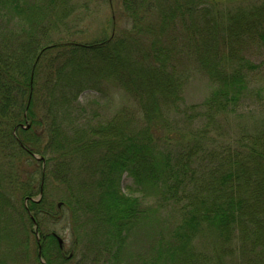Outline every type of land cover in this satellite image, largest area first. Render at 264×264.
Wrapping results in <instances>:
<instances>
[{
    "label": "trees",
    "instance_id": "obj_1",
    "mask_svg": "<svg viewBox=\"0 0 264 264\" xmlns=\"http://www.w3.org/2000/svg\"><path fill=\"white\" fill-rule=\"evenodd\" d=\"M132 1L137 7L145 2ZM208 1H211L212 9L205 6L201 10L202 0L178 3L177 7L185 8L191 15L199 12L203 21L194 30H201L206 33L203 36H213L223 43L190 48L192 53L202 55V69L216 80V87L204 101L205 107L198 109L197 106L192 111L186 110V106L181 108L184 93L182 79L173 70L176 69L175 64L169 66L168 57H162L155 51L152 63L149 68L147 66L152 78L147 76L141 82L142 92L138 93L136 88L128 85L130 90L126 88L128 100L131 92L141 108L135 110V115L128 117L126 123L118 128L119 133L113 135L107 134L104 127L100 129L101 126L95 127L93 124L76 129L75 126L59 125L56 115L52 113L55 111L53 97H47L43 92L48 93L49 88H54L57 83L50 77L55 70L47 65L46 54H54L49 63L61 58V53L69 54L59 72L63 73L69 69L70 62L73 63L79 57L78 66L102 52H106L104 55L108 58L119 56L120 50L110 46L114 38L112 42L110 36L92 44L57 42L51 40L50 33L43 31L46 26L42 29L39 24H34L38 15L33 11L26 27L21 28L12 22V13L22 16L29 8L31 10V7H27L28 1L0 0V203L2 199L6 204H11L8 198L10 193L29 202L19 210L15 208L13 211L8 207L7 220L4 208H0V231L13 238L20 236L19 228L14 231L11 228V224L17 221L13 216L14 212L18 214L16 211L28 215L33 225H38L33 211L49 214L48 205L52 204H44L45 195L40 200L33 198L34 183L38 184L40 193L47 179L64 183L74 181L76 175L70 170L74 155L99 140L112 144L111 147L107 146L101 157L98 184L103 188L102 194L114 201L111 203L114 209L118 207L117 202L129 203H121L122 209L110 215L113 230L117 229V232L114 231L116 245L113 246V256L124 251V245L135 228L146 224L151 214L164 211L165 218L162 221L167 233L160 232L157 235L156 246L152 247L151 264H227L225 259L230 249L226 243L236 229H240L245 239H253L252 250L247 247L249 252L244 251L249 264H264V125H239L237 133L233 135L218 125V115L227 114L230 107L237 105L247 94V73L238 66V53L233 55L235 46L232 42H242L246 34L264 38V1L250 0V3L253 2L250 8L240 5L234 12L224 14L230 22L226 25L230 31L220 30L218 18L223 15L217 9L220 0ZM124 4L130 12L129 18H133L135 25L140 26L144 19L139 20L141 12L136 11L137 7L132 10L134 4L130 0H125ZM203 23H211L215 27L205 29L202 28ZM246 23V31H243L245 28L239 29ZM127 30L132 34L131 28ZM216 33L222 35L214 36ZM118 39L121 38L115 37V43ZM123 40L121 42L125 44L127 38L123 37ZM121 51L126 53L125 46ZM222 57L230 59L238 67L231 66V71L226 70L224 63L220 62ZM131 79L132 82L139 80L136 76ZM65 102L69 106L67 97ZM59 106L62 107L61 104ZM41 107L47 110V116L43 115ZM205 109L207 111L204 112ZM51 113V125H43ZM173 115L172 124L167 125ZM203 118L207 120L204 124L200 122ZM134 121L137 123L133 124ZM108 124L109 129H117L115 125H122L117 121ZM130 125L140 126L135 130ZM37 128L42 129L37 131ZM214 130L218 132L214 134ZM100 132L104 139H98ZM161 144L168 147L163 148ZM51 146L58 156L54 154L47 159L46 155L50 154L47 149ZM29 160L46 161V164L40 168ZM22 161L30 165V172L27 173L32 183L29 181V185L26 184V178L20 176L23 173ZM2 163L7 166L1 167ZM7 167L10 168L9 173L5 170ZM126 171L134 178L142 193L151 192L153 195L151 212L140 205L133 206L138 200L122 192L120 181ZM238 188L242 189V194L247 191L248 195L241 198L239 194L236 197ZM71 193L77 204L75 209L81 208L80 202L84 199ZM220 237H224V240ZM36 242L38 264H60L58 256L53 255L51 259L47 257L52 250H57L59 254L62 250L53 233L41 235ZM40 248L41 257H47L48 263L40 259Z\"/></svg>",
    "mask_w": 264,
    "mask_h": 264
},
{
    "label": "rangeland",
    "instance_id": "obj_2",
    "mask_svg": "<svg viewBox=\"0 0 264 264\" xmlns=\"http://www.w3.org/2000/svg\"><path fill=\"white\" fill-rule=\"evenodd\" d=\"M24 1H28L27 7H31V10L29 8L22 16L9 12V14L12 13V22L19 24L21 28L29 25V19H31L29 16L33 11L38 15H36L37 22L34 24H39L42 29L46 26L43 31L50 33L48 35L52 38L51 40L62 43L92 44L112 36L110 42L113 41V38L114 42L110 46L118 48L121 52L114 59L108 58L107 55H104L106 52H102L78 66L79 57L73 63L70 62L69 69L64 70L63 73L59 72L69 54L61 53L62 57L56 58L52 63L49 61L54 58L52 57L53 52L46 54L47 65L52 66L55 70V73L50 77L57 83L54 88H49L48 93H43L47 97H53L52 105L55 111L52 113L54 116L56 115V122L59 125L75 126L76 129L93 124L95 127L101 126L100 129L103 127L107 129V134L119 133L118 128L122 127L124 122L126 123L128 117L135 115V110L141 108V104L136 103L137 99L131 92V98L128 100L126 90L129 89L128 86H131V88H136L138 93L142 92L141 82L145 81L151 73L148 68L152 63L155 51L162 57H168L169 66L175 64L176 69L173 70L177 71L182 79L184 93L181 99V108L186 106V110L190 109L191 111L197 106L198 109L204 108L205 99L216 87V80L211 79L210 75L202 69V55L198 56V53H192L190 48L223 45V43L222 40L217 41L213 36L209 38L203 36L206 33L201 30H194V27L203 21L199 12L191 15L185 8L177 9L178 3L186 4L190 0H145L140 7L130 0V3L134 4L132 10L137 7L136 11L141 12L139 20L144 18L140 23L141 27L135 25L133 18H129L130 12L125 7V0ZM207 1L205 4L202 0L201 10H204L205 6L212 9L211 1ZM256 1L262 3L264 0H254V2ZM252 4L253 2L250 3V0H220L217 7L223 14L218 18L221 25L220 30H229L226 25L230 22L224 14L234 12L240 5L250 8ZM165 18L167 19L165 20ZM212 18L211 13L210 19ZM245 25L243 24V27H239V29L245 28L243 31H246L247 23ZM214 27L215 25L211 23H203L202 26L205 29ZM15 28L20 29L16 26ZM130 28L132 34L127 30ZM220 30L219 33H221ZM218 35L222 34L216 33L214 36ZM115 37L121 39L115 43ZM123 37L127 38L125 44L121 42H124ZM44 38L46 39L45 34ZM232 43L235 46L233 55L236 56L238 53L236 59L238 66L247 73L248 91L237 105L230 107L227 114L218 115V125H221L222 129L227 130L230 135L237 133L239 125H264V38L259 35L251 37L246 34L242 42L235 40ZM46 44L49 45V42ZM124 46L125 54L121 51ZM112 54L115 55V52ZM220 62H223L226 70L229 71H231V66H237L230 59L223 57ZM221 63L220 67L223 72ZM69 71L74 73H69ZM135 76L139 79L138 82H132L131 78ZM65 97L69 99V106H66ZM58 104H61L63 108ZM42 109L43 115L47 116L45 114L47 110ZM52 113L43 125H51ZM173 117L174 115L169 119L167 125L172 124ZM116 121L122 125H115L117 129H109L108 122ZM200 122L204 124L207 120L203 118ZM132 123L136 124L137 122ZM130 126L137 130L140 125ZM41 129L37 128V131ZM217 132L214 130V134ZM98 139H104L101 132ZM105 142L98 140V142L87 145L81 151L76 152L77 155H74L70 169L71 173L76 175L74 181L70 180L69 183H64L46 180L42 198L45 195L44 204L51 203L52 205H48L49 214L33 211V215L37 218V227L33 225L28 215L21 214L20 211H16L18 214L13 213L17 223H12L11 228L13 231L19 228L21 233L20 236L13 238L0 231V264H38L37 236L39 235L40 238L41 235L48 232L58 234L64 241L60 254L57 250H52L51 254H47L49 259L53 255L58 256L60 264H151L152 252H154L152 247L156 246L157 235L160 232L167 233L166 226L162 221L165 218L164 211L159 214H151L146 224L135 228L124 245V251L120 255L113 256V246L116 245L114 234L117 229L113 230L110 215L122 209L121 203L127 205L129 203L126 201L117 202L118 207L114 209L111 206L114 201L103 196V188L98 184V179L101 176V157L107 150V146H112L111 143ZM116 144L119 145V142ZM161 145L163 148L168 147L165 144ZM47 150H50V154L46 155L47 159L54 154L58 156L53 146ZM74 151L75 149L72 152ZM29 162L33 161L29 160ZM33 163L34 166L41 168L43 164H46V161L45 163L44 161H34ZM2 164L1 167L7 166L6 163ZM21 166L23 173H20V176L23 175L26 178V184L29 185V181L30 184L32 183L28 177L30 165L28 166V162L22 161ZM5 170L10 172L9 167ZM34 185L36 187L34 186L33 198L39 199V186L37 189L38 184L34 183ZM120 186L126 196L138 200V203L135 202L133 206L140 205L151 212L153 195L151 192L148 194L143 192L144 195L127 171L121 177ZM241 190L240 188L236 190V197H239V194H241V198L248 195L247 191L242 194ZM71 192L84 199L80 202L81 208L75 209L77 204L71 197ZM249 192L251 193V191ZM8 198L11 204H6V201L2 199L0 203V208H4L6 220L8 207L14 211L15 208L19 210L23 205L29 203L25 199L21 200L14 193H10ZM59 203L62 205L59 206ZM11 220L12 218H10V222ZM237 227L239 228V226ZM2 228L3 223L1 230H3ZM239 230H234L233 236L226 243L230 249V253L225 259L227 264H249L244 251L249 252V248L252 250L253 239H245ZM220 238L224 240V237ZM52 247L57 248L56 245H52ZM47 257L43 255L40 259L43 260V263H48Z\"/></svg>",
    "mask_w": 264,
    "mask_h": 264
},
{
    "label": "water",
    "instance_id": "obj_3",
    "mask_svg": "<svg viewBox=\"0 0 264 264\" xmlns=\"http://www.w3.org/2000/svg\"><path fill=\"white\" fill-rule=\"evenodd\" d=\"M17 129V128H16ZM39 159H40V157H39ZM43 184V183H42ZM42 195H43V187H41V192H40V197H39V199H37V200H40L41 198H42ZM62 204L61 203H59V206H61ZM36 227H37V225H36ZM54 236L57 238V240H58V243H59V245H60V247L61 248H63V239L58 235V234H56V233H54ZM38 241H39V236H38ZM39 256H40V258H41V248L39 249ZM42 262H43V260H42Z\"/></svg>",
    "mask_w": 264,
    "mask_h": 264
}]
</instances>
